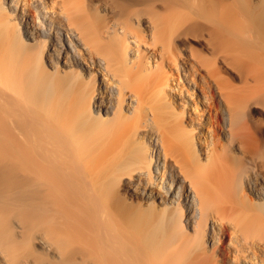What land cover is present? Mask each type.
Returning <instances> with one entry per match:
<instances>
[{
	"label": "bare ground",
	"instance_id": "6f19581e",
	"mask_svg": "<svg viewBox=\"0 0 264 264\" xmlns=\"http://www.w3.org/2000/svg\"><path fill=\"white\" fill-rule=\"evenodd\" d=\"M0 264H264V0H0Z\"/></svg>",
	"mask_w": 264,
	"mask_h": 264
}]
</instances>
